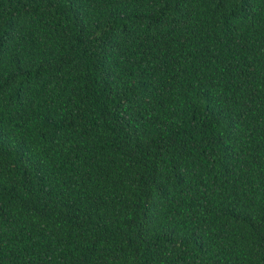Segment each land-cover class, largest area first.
<instances>
[{"label": "trees", "instance_id": "1", "mask_svg": "<svg viewBox=\"0 0 264 264\" xmlns=\"http://www.w3.org/2000/svg\"><path fill=\"white\" fill-rule=\"evenodd\" d=\"M0 264H264V0H0Z\"/></svg>", "mask_w": 264, "mask_h": 264}]
</instances>
